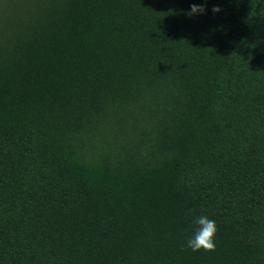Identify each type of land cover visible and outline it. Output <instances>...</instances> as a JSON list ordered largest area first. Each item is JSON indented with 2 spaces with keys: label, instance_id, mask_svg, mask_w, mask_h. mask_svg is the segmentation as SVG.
Segmentation results:
<instances>
[{
  "label": "trees",
  "instance_id": "obj_1",
  "mask_svg": "<svg viewBox=\"0 0 264 264\" xmlns=\"http://www.w3.org/2000/svg\"><path fill=\"white\" fill-rule=\"evenodd\" d=\"M0 264H264V0H0Z\"/></svg>",
  "mask_w": 264,
  "mask_h": 264
},
{
  "label": "clouds",
  "instance_id": "obj_2",
  "mask_svg": "<svg viewBox=\"0 0 264 264\" xmlns=\"http://www.w3.org/2000/svg\"><path fill=\"white\" fill-rule=\"evenodd\" d=\"M213 12H220L219 7H214ZM205 7L193 4L191 11L188 13L192 16L196 13H204ZM194 223L198 225L193 236L189 237L186 241V248L191 249L194 252L197 251H215L216 243L215 237L218 231L215 220L209 219L206 215H200L195 218ZM182 250H184L182 248Z\"/></svg>",
  "mask_w": 264,
  "mask_h": 264
}]
</instances>
